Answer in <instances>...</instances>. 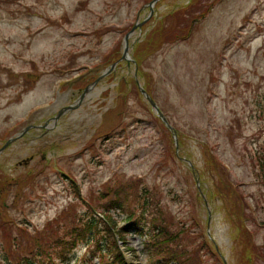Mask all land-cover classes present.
Returning a JSON list of instances; mask_svg holds the SVG:
<instances>
[{
  "label": "rangeland",
  "instance_id": "rangeland-1",
  "mask_svg": "<svg viewBox=\"0 0 264 264\" xmlns=\"http://www.w3.org/2000/svg\"><path fill=\"white\" fill-rule=\"evenodd\" d=\"M150 1L0 3V146L16 137L0 151V264L20 238L16 228L3 235L10 218L40 233L66 205L83 208L73 177L95 201L105 186L106 197L129 193L142 177L147 201L160 198L185 229L187 258L204 250L197 264H247L244 231L264 256V185L250 161L264 148V0ZM237 184L252 211L244 227ZM129 197L127 209H138ZM113 216L121 224L125 215ZM232 225L243 227L236 238ZM126 240L135 251L123 255L146 264L142 238ZM85 253L79 244L65 264H112Z\"/></svg>",
  "mask_w": 264,
  "mask_h": 264
},
{
  "label": "trees",
  "instance_id": "trees-1",
  "mask_svg": "<svg viewBox=\"0 0 264 264\" xmlns=\"http://www.w3.org/2000/svg\"><path fill=\"white\" fill-rule=\"evenodd\" d=\"M2 1L0 0V3ZM262 149V151L254 152L250 157V161L254 176L259 183L264 185V148L262 147ZM64 176L67 177L69 175ZM71 182L75 187L76 197L80 199L78 202L83 206L81 210L74 202L66 205L54 218L46 222L45 226L39 230L40 233L37 231L36 233L29 232L22 224H19V227H15L16 222L13 218H10L5 223L4 227L6 228L1 227L4 230L3 235L16 228L20 237L12 243L14 250L13 257L10 260L8 252H6L7 261L5 264L64 263L69 253L78 243L87 244V255L91 254L94 256L97 253L101 260L108 258L112 264L117 261L119 264H126L124 256L115 241V236L125 244L126 233L133 230L138 232L143 238L142 247L146 261L149 264H197L198 257H204V250L199 247V251L194 256H190V259L187 258L189 253H187L185 246L179 242L180 239L178 240V237L182 232H185V229L178 230L175 228L178 221L170 213L165 212V209L160 205V198L151 202L146 200L142 206L138 204V209L132 207L127 209L125 205L130 203L129 195H134L137 192V185H134L135 189H133L130 184L129 193L127 190H115L114 195L112 193L113 196L111 195L107 198L108 204L101 205L100 200L106 196L105 189L108 187L105 186L101 192L97 193L99 196L95 197V201V195H89L86 198L81 197L78 185L76 186L73 179H71ZM8 185L6 184L5 187ZM153 192L152 189L147 191L148 194H153ZM237 198L240 203L239 224L244 227V220L252 218V211L247 200L243 198L240 189L237 191ZM139 209L140 213L138 216ZM113 210L123 212L126 215L124 217L126 221L118 225L113 216ZM231 227V233L236 238L237 233L243 227L238 225H232ZM243 235L246 239L244 250L249 244L252 245V249L249 252L245 251V261L247 264H252L254 261L258 263L264 256L260 254L259 247L253 243L246 231L243 232ZM125 248L133 250L130 246ZM210 250L209 255L212 256L214 250Z\"/></svg>",
  "mask_w": 264,
  "mask_h": 264
},
{
  "label": "water",
  "instance_id": "water-1",
  "mask_svg": "<svg viewBox=\"0 0 264 264\" xmlns=\"http://www.w3.org/2000/svg\"><path fill=\"white\" fill-rule=\"evenodd\" d=\"M156 1H157V0H151V1L149 2L148 5L151 7ZM135 26H136V25H134V26L132 27V29H131L129 32H127V33L125 34V37H124V50H123V55H122V58H123V59H127V56H126V55H127V50H128V49H127V47H128L127 38L129 37L130 33L133 32ZM88 89H89V87H86V88L84 89L83 93L80 94V96H79V98H78V102L81 101V100L83 99V97H84V95H85V93H86V91H87ZM140 89H141V92L145 95V97L149 100V102L151 103V105H152L155 109H157V111H158L157 105L153 102V100L149 97V95L145 92V90L142 89V88H140ZM158 112H159V111H158ZM159 115L163 118V120H165V118L163 117V115H162L160 112H159ZM15 138H16V137H15ZM15 138H10V139H8V140L5 142L4 146L1 148V150H2L6 145H8L9 142L15 140Z\"/></svg>",
  "mask_w": 264,
  "mask_h": 264
},
{
  "label": "bare ground",
  "instance_id": "bare-ground-1",
  "mask_svg": "<svg viewBox=\"0 0 264 264\" xmlns=\"http://www.w3.org/2000/svg\"><path fill=\"white\" fill-rule=\"evenodd\" d=\"M89 93V92H88ZM90 94V93H89ZM117 135V131H112L109 136L104 137L103 139L107 142L109 138H114Z\"/></svg>",
  "mask_w": 264,
  "mask_h": 264
}]
</instances>
